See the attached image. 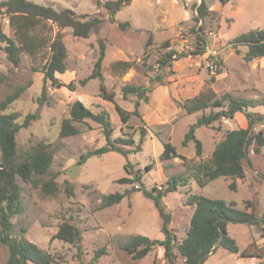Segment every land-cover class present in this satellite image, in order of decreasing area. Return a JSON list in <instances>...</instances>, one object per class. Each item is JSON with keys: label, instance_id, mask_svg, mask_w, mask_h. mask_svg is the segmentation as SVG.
Instances as JSON below:
<instances>
[{"label": "rangeland", "instance_id": "rangeland-1", "mask_svg": "<svg viewBox=\"0 0 264 264\" xmlns=\"http://www.w3.org/2000/svg\"><path fill=\"white\" fill-rule=\"evenodd\" d=\"M27 1L54 9H71L78 15H99L103 23L86 39L73 37L69 30L63 31L67 51L66 71L55 74L63 86L56 88L47 83L42 105L38 103L43 87L41 69L49 57L48 45L57 29L44 22L33 30L31 35L42 44L35 53L22 52L16 66L8 61L4 44L0 42V74L5 77L0 84V104L15 89L24 88L19 98L6 110H0V114L16 113L19 123L28 114L39 115L38 120L29 127L18 131L17 148L22 152L37 142L50 144L54 152L50 173L55 175L59 187L58 194L47 196L29 182L18 179L23 211L11 220L15 233L47 253L54 264H166L164 250L160 246L140 260L127 255L121 246L135 235L151 240L163 239L161 219L153 201L146 198L135 185H141V189L146 191L156 188L164 192L171 176L186 179L185 186L178 184L176 191L161 198L165 210L171 215L169 228L177 242L185 237L193 212L191 207L185 205L187 194L234 203L240 211H244L245 203L250 201L255 206L256 215L262 216L264 147L259 155L253 154L252 148L249 149L242 180L221 177L205 183L202 170L225 132L246 128L244 117L236 114L232 120L221 119L210 126L197 128L195 136L201 143V155L197 156L193 142L183 145L184 135L190 125L203 114H209L210 110L186 115L179 104L207 91L213 92L216 98L230 94L254 101L264 99V58L246 62L243 60L246 48L238 47L240 54H236L231 45V41L243 33L264 29V0H230L224 5L219 0H203L212 13L204 24L208 40L206 52L201 56L175 61L168 69L172 74L166 75L164 84L157 85L149 93L148 102L140 104L141 118L132 116L127 125L121 123L115 105L131 112L134 99L124 100L121 87L146 83L142 56L153 52L162 42L169 40L178 51L192 48V6L201 0H132L129 6L116 13L113 23L108 21L104 8L97 5V1L113 0ZM125 22L130 25L122 31L118 23ZM0 29L18 44L14 28L9 25L8 18L1 14ZM99 41L105 44L102 74L107 93L114 95L113 103L102 98L98 80L81 84L91 74L97 60ZM119 60L133 62L134 67L117 76L111 65ZM215 63H222L221 73L211 81L213 72L210 71L215 69ZM74 101H80L93 112H97L98 107L104 108L114 128L113 139L131 135L137 143L139 129L144 128L146 136L141 150L126 156L116 152L92 156L78 166L80 155L102 147L105 141L101 130L91 122L79 125L81 134L59 139L61 122L68 118L69 105ZM250 111L264 117L261 106ZM253 132H261L264 136V121L255 124ZM165 143H170L184 159L177 157L162 162L160 155ZM149 165L151 169L147 172L145 169ZM137 171L141 173V181L119 184V179H132ZM232 182L236 185L234 190L229 188ZM68 187L73 191L72 196L66 193ZM125 191H130V194L119 204L101 206L102 196ZM64 221L81 231L80 253L73 246L54 238ZM259 227L229 223L226 232L235 240L240 252L254 255L258 262L256 264H264V240L260 238ZM99 251L103 254L93 260ZM7 258L6 248L0 246V264H6ZM176 264H183V259L177 257ZM204 264L254 263L249 257L241 258L238 254L218 248L206 258Z\"/></svg>", "mask_w": 264, "mask_h": 264}, {"label": "trees", "instance_id": "trees-1", "mask_svg": "<svg viewBox=\"0 0 264 264\" xmlns=\"http://www.w3.org/2000/svg\"><path fill=\"white\" fill-rule=\"evenodd\" d=\"M131 1H97V5L104 8L108 21L113 23L116 13L129 6ZM219 2L224 5L230 0H219ZM192 11H194L193 25L190 28L193 37L192 48L178 51L169 40L162 42L153 52L150 54L145 53L142 56V67L145 72L146 83L138 85L125 84L121 87L120 91L124 100L134 99L133 111L131 112L115 105V110L123 125H127L132 116L141 118L139 113L140 104L147 103L149 93L157 85L164 84L166 75L168 73L172 74V71H168V69L175 61L201 56L206 52L208 40L204 24L207 19L212 17V13L203 0L192 6ZM0 14L8 18V23L14 28L17 37L18 44L14 39L3 34L0 29V42L4 44L3 50L8 61L14 66L18 64L19 55L22 52L32 54L39 50L42 43L36 41L35 37L31 35L33 30L44 22L54 25L57 29L48 45L49 57L41 69L43 87L41 97L38 100L40 105L43 104L46 97L47 83L56 88L63 86L55 77L56 73L63 74L66 71L67 51L63 42V31L69 30L73 37L86 39L92 32H96L103 23V19L99 15H78L71 9H54L51 6L38 5L27 0L0 1ZM129 25V22L118 23V27L122 31H125ZM231 45L236 54H240L238 47L243 46L246 48L243 56V60L246 62L264 58V29H255L243 33L234 38ZM104 56L105 44L99 41L97 60L91 74L81 81V84H85L90 80H98L102 98L113 103V93H107L104 86L102 74ZM210 58L214 59L213 56ZM215 66V69L210 71L213 72L211 81L214 80L215 75L221 73L222 63H215ZM133 67V62L122 60L111 65L113 73L117 76L125 74ZM4 81V75L0 74V84ZM23 91V87L15 89L11 95L1 102L0 110H6L10 104L19 98ZM179 106L186 115L210 110L209 114H203L195 123L190 125L184 135L183 145L193 142L197 156L201 155V143L195 136L197 128L210 126L221 119L232 120L236 114L244 117L246 128L225 132L223 139L215 145L208 163L202 166L205 183L221 177L242 180L245 177L244 162L247 160L249 149L252 148L253 154L259 155L264 147L262 133L253 132L254 125L264 121V117L250 111L259 106L264 108V99L254 101L236 98L230 94L216 98L213 92L207 91L192 99L185 100ZM38 118L37 113L28 114L19 123V115L16 113L0 114V246L5 247L7 250L6 264H54L47 253L22 238L19 233H15L11 222L14 216L20 215L23 211L18 179L29 182L34 188H39L44 195L55 196L59 193L55 175L50 173V166L54 157L51 145L45 142H37L22 152H19L17 148L16 135L18 131L29 127ZM87 122L98 126L105 144L98 149L80 155L77 161L78 166L84 164L92 156H101L108 152H116L126 156L141 150L142 142L146 136L144 128L139 129L137 143L134 142L131 135L113 139L114 128L108 112L101 107H98L97 112H93L80 101H74L69 105L68 118L61 122L59 139L81 134L79 125H87ZM163 148L160 155L162 162H168L177 157L184 159L176 153L170 143L163 144ZM247 163L249 165V162ZM150 169L151 165L147 166L145 170L148 172ZM132 181H141L140 171L135 172L132 179L122 178L118 180L119 184H127ZM178 184L181 187L185 186L186 179L182 176H171L167 180L164 192L156 188H152L151 191L142 190L140 185L138 190L142 191L146 198L153 201L159 214L161 219L160 232L163 239L151 240L141 235L131 236L121 246L123 252L135 260H140L156 246H160L164 250L166 264H176L177 257L183 259V264H198L199 261L200 264H204L206 258L218 248H222L231 254H238L241 258L255 257L254 255H248L245 251L240 252L235 240L229 237L226 232V226L229 223L260 226V238L264 240V210L262 216L258 217L255 206L250 201L245 203L246 209L240 211L235 208L234 203L227 204L222 200H213L197 194H187L185 205L191 207L193 212L185 237L177 242L169 228L171 215L165 210L161 198L164 194L176 191ZM229 188L234 190L236 188L235 183L232 182ZM66 193L69 196L73 195V191L69 187ZM129 194L130 191H125L102 196L101 206L104 208L119 204ZM248 209L249 211H247ZM23 231L24 229L21 228V232ZM14 234L15 236H13ZM54 238L73 246L77 253L81 252V231L75 225L64 221L60 224ZM218 240L220 241L218 247L213 249ZM102 254L103 252L99 251L93 260H96Z\"/></svg>", "mask_w": 264, "mask_h": 264}, {"label": "water", "instance_id": "water-1", "mask_svg": "<svg viewBox=\"0 0 264 264\" xmlns=\"http://www.w3.org/2000/svg\"><path fill=\"white\" fill-rule=\"evenodd\" d=\"M219 243H220V241L218 240V241L215 243L213 249H216V248L218 247ZM198 264H200V261L198 262Z\"/></svg>", "mask_w": 264, "mask_h": 264}, {"label": "crops", "instance_id": "crops-1", "mask_svg": "<svg viewBox=\"0 0 264 264\" xmlns=\"http://www.w3.org/2000/svg\"><path fill=\"white\" fill-rule=\"evenodd\" d=\"M251 261H253L254 264L258 263V262H257V259H256L255 257H252V258H251Z\"/></svg>", "mask_w": 264, "mask_h": 264}, {"label": "built area", "instance_id": "built-area-1", "mask_svg": "<svg viewBox=\"0 0 264 264\" xmlns=\"http://www.w3.org/2000/svg\"><path fill=\"white\" fill-rule=\"evenodd\" d=\"M135 188H136V189H140L139 185H135Z\"/></svg>", "mask_w": 264, "mask_h": 264}]
</instances>
